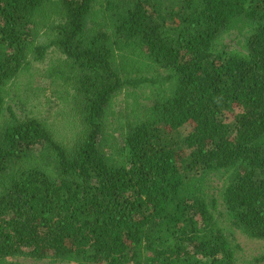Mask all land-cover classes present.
<instances>
[{
	"label": "trees",
	"instance_id": "16d2710c",
	"mask_svg": "<svg viewBox=\"0 0 264 264\" xmlns=\"http://www.w3.org/2000/svg\"><path fill=\"white\" fill-rule=\"evenodd\" d=\"M50 50L51 123L11 104ZM235 230L264 240V0H0V264H264Z\"/></svg>",
	"mask_w": 264,
	"mask_h": 264
},
{
	"label": "rangeland",
	"instance_id": "374dc122",
	"mask_svg": "<svg viewBox=\"0 0 264 264\" xmlns=\"http://www.w3.org/2000/svg\"><path fill=\"white\" fill-rule=\"evenodd\" d=\"M219 41L230 45L231 50L245 53V38L237 34L223 35ZM58 59L59 55L56 52L48 51L44 62L34 64L29 73L23 74L16 82V90L11 102L16 113L40 117L51 123L58 117L56 116L57 111L68 106L70 94H73L70 85L64 86L60 81H52L43 75L52 62ZM190 129V126H184L179 133L185 135L190 132ZM219 177L220 175H217L213 179L218 188L221 187ZM233 234L242 248L239 254L242 261L264 251V240L249 239L240 230L233 231ZM19 262L22 264H62L50 260L31 259H20Z\"/></svg>",
	"mask_w": 264,
	"mask_h": 264
}]
</instances>
